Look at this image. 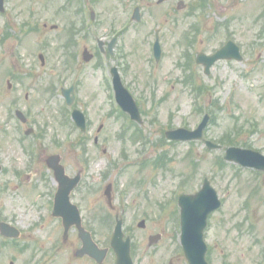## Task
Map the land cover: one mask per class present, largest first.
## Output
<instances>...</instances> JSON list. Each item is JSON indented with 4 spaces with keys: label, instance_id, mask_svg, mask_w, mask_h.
I'll return each mask as SVG.
<instances>
[{
    "label": "rangeland",
    "instance_id": "obj_1",
    "mask_svg": "<svg viewBox=\"0 0 264 264\" xmlns=\"http://www.w3.org/2000/svg\"><path fill=\"white\" fill-rule=\"evenodd\" d=\"M178 1L157 6L155 0H141L143 20L134 24L135 4L129 7L128 0H98L89 7L97 11L99 22L85 38V30L79 31L81 14L76 0L74 11L70 0H5V11L0 12V120L10 116L11 104H20L33 115L34 122L46 127L47 139L40 147L42 161L36 170L27 152L19 149L14 118L7 139L0 136L7 155L1 157L10 169L0 173V217L16 218L25 231L20 246L3 244L0 236V264H30L40 255L38 264H97L76 255L82 245L78 229L64 238L61 221L51 215L48 195L34 201L39 192L53 189L46 157L54 153L62 155L70 174L85 171L82 191L74 195V201L83 211L84 225L95 230L101 246H109L119 215L125 219V232L135 242L136 264H188L180 245L177 198L187 182L188 188L196 189L208 176L226 200L224 209L211 218L206 234L213 248L212 262L254 264L259 259V246L253 240L264 233V174H253L235 163L217 165L224 150H210L202 142L172 143L161 138L171 127H195L209 112L208 138L264 153V46H255L261 41L258 34L264 22V0H185L188 5L182 11L176 9ZM202 1L207 9L197 10ZM89 12L87 8V21ZM74 21L78 42L73 45L68 40L73 38L70 25ZM128 23L114 57L83 60L84 47L94 53L97 38L110 39ZM7 24L13 27L8 30L11 36ZM35 25L40 29L34 30ZM52 25L58 28L52 29ZM158 28L166 35L165 55L154 65L150 55ZM186 35L196 37L190 47ZM228 38L242 46L244 60L219 61L208 76L203 66L189 65L198 52L215 51ZM40 53L45 55L44 64ZM114 64L121 68L140 104L146 121L144 138L119 137L118 131L128 119L118 115L114 100L109 74ZM76 81V104L89 113L90 136L63 116L66 105L61 87ZM194 84L201 89L194 91ZM101 124L104 127L98 132ZM85 134L90 138L87 151L80 144ZM96 135L103 139L98 147L92 145ZM161 153H167L164 167L152 165ZM20 166L24 167L22 177H17ZM24 169H28L27 175ZM102 173H107V178L100 177ZM110 182L114 185V210L104 195ZM257 182L263 187L254 194L251 188ZM248 201L251 208L244 207ZM246 209L261 218L252 233H245ZM102 213L104 221L99 219ZM141 219H145V227L139 226ZM155 233H161L162 238L149 245V236ZM103 264H114V255L109 254Z\"/></svg>",
    "mask_w": 264,
    "mask_h": 264
},
{
    "label": "water",
    "instance_id": "obj_2",
    "mask_svg": "<svg viewBox=\"0 0 264 264\" xmlns=\"http://www.w3.org/2000/svg\"><path fill=\"white\" fill-rule=\"evenodd\" d=\"M0 7L3 8V0H0ZM157 42V48H158ZM237 52L238 49L236 48ZM232 57L230 46L227 45L224 49L218 51L213 56H208L203 58L207 68L219 58ZM115 80L117 87V97L119 102L132 112L135 111L138 115L137 107L133 102L131 96L123 87L121 80L119 79L116 72ZM67 95L69 91H64ZM69 99H71L69 97ZM80 112H77V120L80 126L83 128L84 119L81 116ZM79 115V117H78ZM208 116H206L203 122L195 131H188L186 129H178L174 131H169L167 133L168 137L173 139H202L203 138V128L208 122ZM209 147H214L215 145L206 141ZM227 159L235 160L242 163L243 165L255 166L257 168L264 169V156L258 152L251 150H244L241 148H230L227 152ZM57 171L58 176H61L63 173L62 168H59L57 164L53 165ZM62 178V177H61ZM77 182L71 183L65 181L62 178V184L60 186L59 192L56 197V214L62 215L64 217V227L65 234L67 235L70 228L75 224L80 229V237L83 241L82 248L79 249L78 254L84 255L88 254L91 257L102 261L105 257L108 249H99L97 244L94 242L91 233L84 229L82 226V219L79 213V209L76 205L72 204L69 200V194L71 190L76 186ZM179 203L182 207L181 210V219H182V242L186 251V255L191 264H207L205 260V250L206 245L203 240V229L206 225V218L211 210H213L217 203V196L214 189L210 186V182L205 180L203 189L193 195H181ZM123 220L119 219L114 236L112 239V246L117 252V262L116 264H134L131 257L130 249V238L124 239V233L122 231ZM7 224L0 223V229L2 233L7 235ZM159 238V235L153 236L151 242L156 241Z\"/></svg>",
    "mask_w": 264,
    "mask_h": 264
},
{
    "label": "flooded vegetation",
    "instance_id": "obj_3",
    "mask_svg": "<svg viewBox=\"0 0 264 264\" xmlns=\"http://www.w3.org/2000/svg\"><path fill=\"white\" fill-rule=\"evenodd\" d=\"M84 1H85V5H87V6H85V8L87 9L89 5L93 4L97 0H84ZM99 1H101V0H99ZM128 1L131 2V4L129 5V7L132 6V4H135V6H136L140 2V0H138V1L137 0H128ZM130 9H129V11H130ZM74 10H76V7H75V2L73 0V10L72 11H74ZM74 26L75 25L72 23L70 25V28H72ZM85 27H86V25L84 24L82 28H85ZM156 32H157V30H156ZM156 32H155V35H156ZM159 34H160V37H161V41L162 40L164 41V39L166 37L165 33L163 31H161ZM113 37L117 38L118 39V43H119V38L120 37L118 35H115ZM107 43L108 42L106 41L105 44H104L105 52H102L103 55L108 54V52H107V50H108ZM152 51H153V48H152ZM154 65H158V64H155L154 63ZM25 110L27 111V108ZM6 111H7V108H6ZM28 118L29 119H28L27 123L17 122V126H15L14 130L18 134V137H17L16 140L18 142L19 149L21 150V153H24L25 151L27 152L28 158L30 159V162H31V165L33 166L32 169L35 168L37 170V166L42 161V155H43V151H41V148L40 147H41V145L43 143V140L47 139V137L44 136L45 129L43 127H41L40 125H38L36 122L33 123V120H31V118L33 119V115L30 114V116H28ZM10 123H11V118L10 117L7 118V116H6V118H5L4 121L0 120V136H4L5 139H7V134L9 133L8 126H9ZM32 124L35 127L32 126ZM25 127H33L34 128V131L32 132L31 135L25 136V134H24L25 132H23L24 129H25ZM84 137H85V139L80 140V144H86V150H87L88 149V144H89L88 141L90 140V138H88V136H84ZM93 139H94V142H93L92 145L95 146V147H97V145L100 143V140H102L101 139V136H100V138L99 137H96V138H93ZM1 146H3V145H0V173L7 171V169L10 170L7 167L5 161L1 157V155L5 154V150L3 148H1ZM5 156H6L5 158H7V155L6 154H5ZM16 156H17V159H20L21 158L20 155H16ZM23 168L24 167H21L20 166V168L18 169V171L15 172V175L17 177H22ZM49 170L51 172V179H52L54 185H53V189L52 190L49 189V190H47V192L48 193H50V192H54L55 193V191L57 190V187H58V183H57V180L55 178V175H54L53 170L50 169V168H49ZM24 171H25L24 175H27L28 169H24ZM66 172L70 176H74L77 173L76 172L74 174H70L68 172L67 167H66ZM250 172L253 173V174H255V172H253L251 170H250ZM20 179H22V178H20ZM84 182H85V174H84V171H82L80 184L73 191L72 196H71L72 198L74 197V195H77L78 192L80 193L82 191L81 188H83ZM37 186L38 185L35 184V187H37ZM44 192H45V190L39 192V194L34 197V201L38 200L40 197L42 198L44 196ZM48 204L50 205V201L48 202ZM38 205L39 204L32 205V206L33 207H37ZM221 209L218 210L217 213L216 212L215 213L216 214L220 213L221 212ZM253 212L256 213V211H253ZM42 213L43 212H39L38 215H40ZM250 214H246L244 216V224H246L245 225V233H252V232L256 231L259 228V224H260V221H261V218H257V216H254L252 212H250ZM103 216H104V214L102 213L100 215V217H99V219L101 221L103 220ZM59 220L61 221V219H59ZM7 221L10 222V223H13V224H17V222H18V220L16 218H14V217L7 218ZM21 233H22V237H23L24 234H25V232L23 230H21ZM217 241H219V240L217 239ZM253 241H255V243L259 246V248L257 249L258 250L257 252H258V255H259V259L254 264H264V233L262 235L256 236V238ZM40 258H41V255H40L39 259ZM36 259H38V258L33 259L30 264H38L39 259L38 260H36Z\"/></svg>",
    "mask_w": 264,
    "mask_h": 264
}]
</instances>
